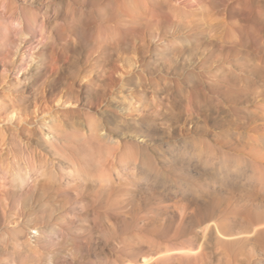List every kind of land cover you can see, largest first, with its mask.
I'll use <instances>...</instances> for the list:
<instances>
[{
	"label": "rangeland",
	"instance_id": "1",
	"mask_svg": "<svg viewBox=\"0 0 264 264\" xmlns=\"http://www.w3.org/2000/svg\"><path fill=\"white\" fill-rule=\"evenodd\" d=\"M58 119L85 168L50 154ZM0 158V250L31 241L14 263L264 264V0H0ZM22 180L41 201L11 204Z\"/></svg>",
	"mask_w": 264,
	"mask_h": 264
},
{
	"label": "bare ground",
	"instance_id": "2",
	"mask_svg": "<svg viewBox=\"0 0 264 264\" xmlns=\"http://www.w3.org/2000/svg\"><path fill=\"white\" fill-rule=\"evenodd\" d=\"M14 18H15L16 22L18 23L19 27H20L19 33H20L21 38H22L21 39L22 40V45L32 41L33 38L30 37L31 39H29L28 37L30 36V33L27 32L29 17L27 15H24L23 13H19V14H15ZM90 25H91L90 23H88V24L87 23L86 24L83 23L82 24L81 27H82V30H83L82 31L83 35L81 36L79 43L75 44V47H77V50H80V51L84 50L86 48V46L88 45L89 37H88L87 34L89 32H93V30H94V27L92 29H89ZM108 38H109V36H108ZM121 79L124 80V75L123 74L121 76ZM57 104L59 105V107L61 106V107L67 108V109H68V105L71 106V102L70 101H66L65 102V99L64 98L62 99V97H59V100L57 101ZM72 113L74 115L75 114L77 115V111H74ZM78 117H79V115H78ZM69 120H68V122H70ZM53 121H54L53 125L50 126V129H59V131L62 132V134L65 136V138H64L65 143H63V144L61 143L62 151H60L61 150L60 149L58 151L56 150L57 151L56 153H54V152L51 153L50 152V154L52 156H54V157L58 156L59 158H57V157L56 158L59 159V161H62V162L64 161V162H66V164L70 165L71 167H73L75 169H77L80 166L85 168L86 165L84 164L85 162L83 163L82 157H78V155H76L75 153H73V152L71 153L70 152V149H71L70 148V138H69V132L66 130V127H65L66 125L63 124L60 119H58L57 121H55V120H53ZM20 124H21V122H20ZM74 124H75L74 121L70 122V126H73ZM99 132L100 131L97 129L96 124L91 125L90 135H89L88 139L91 142L96 141L97 142V143H95L96 145L100 144V145L103 146L102 140L99 137V134H100ZM100 136H102V135L100 134ZM102 138L104 139V137H102ZM106 146H107L108 152L105 153V154H100L99 155L100 156L99 157L100 161H96V164H95L96 166L94 165V167L95 168H101L102 172L110 173L112 168H116L117 167L116 166L117 165L116 159L118 160L117 148H116V145L113 144V143H110V145H109V143L108 144L106 143ZM27 147H29V146H27ZM59 148H60V146H59ZM28 150H30V149L28 148ZM68 151H69V154H71V155H69L67 153ZM140 153L141 152L139 151L138 156L141 155ZM39 155L41 156V154H39ZM61 156L65 157L66 159L61 160ZM27 160L30 163L32 161L30 157H28ZM3 164H4V159L0 158V165L3 166ZM90 164H92V163H90ZM139 165H140V163L138 164V166ZM57 178L55 180L59 183V185H61L62 183L60 182V179L62 178V176L57 177ZM79 179H81V178L79 177ZM79 179H75V180H72V181L69 180L67 182V184L64 185V188H63L64 192L68 193V195H70V193H72V196L78 201L76 203L77 205L80 204V199L82 198V195L84 194V188H85V184H83V182L81 180H79ZM98 181H99V184H94L92 186L93 188L106 189V191H108L109 194L112 193L111 195H113V193L116 190L115 189L116 187L114 185V182H113L112 178L108 177V175H107V176H104V178H102V179H98ZM120 184H124V182H119V185ZM39 185L40 184L37 183L36 180L32 184L31 183L30 184L24 183V181L22 180V184H20L19 186H16L15 189L13 188V190L11 191L8 199L10 200L11 204L13 203L14 205L16 204V202L20 201L22 203L21 206H23V208H26L29 205L35 204L37 201H41V199H42V196H40L39 193H38V188L40 187ZM34 197H35V200H34ZM121 203L122 204L125 203V200H123ZM107 206L109 208H116V205H113V204H107ZM85 208H86V205H85ZM77 209H79V208L76 207V210ZM81 209H83V207ZM5 213H6V211H5ZM19 214H20L21 217H26L27 216V214L22 209L19 212ZM7 216H8V214H7ZM7 216H5L6 219H7ZM262 231L264 232V230H262ZM24 233H25V229H18V230L11 229L10 230V232L8 234L9 235L8 237H10V240L8 242L13 244L12 247L14 248V250H11L10 248H9V250H6L9 247L8 246L9 243H8V245L4 246L6 249L0 250V253L4 254L5 256H7L11 260L9 262L7 260L4 263H2V260H0V264H19V263H14L15 262V258H18V257L20 258L24 254L28 253L27 247L30 246L29 242H31V241H29V240L23 241V238L21 237V234H24ZM249 260H251V259L249 258Z\"/></svg>",
	"mask_w": 264,
	"mask_h": 264
}]
</instances>
